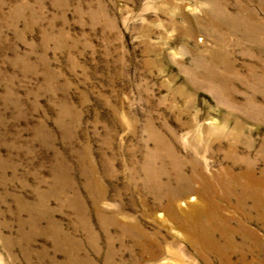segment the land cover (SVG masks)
I'll list each match as a JSON object with an SVG mask.
<instances>
[{
	"label": "rangeland",
	"instance_id": "1",
	"mask_svg": "<svg viewBox=\"0 0 264 264\" xmlns=\"http://www.w3.org/2000/svg\"><path fill=\"white\" fill-rule=\"evenodd\" d=\"M260 21L264 0H0V264H220L165 207L178 172L264 178Z\"/></svg>",
	"mask_w": 264,
	"mask_h": 264
},
{
	"label": "bare ground",
	"instance_id": "2",
	"mask_svg": "<svg viewBox=\"0 0 264 264\" xmlns=\"http://www.w3.org/2000/svg\"><path fill=\"white\" fill-rule=\"evenodd\" d=\"M243 11L247 8L241 7ZM243 19L251 17V14L241 15ZM264 23L256 26L255 34L252 37L262 35ZM264 78H261L263 80ZM153 169L148 173V184L160 187ZM191 174L181 175L178 172L177 180L181 184L180 192H171L168 196L165 212L173 224L177 225L187 236L189 246L193 249L198 258L208 260L215 257L220 264H261L264 262V243L260 237L242 222H248L250 218L260 222L264 226V178L255 175L252 169H244L241 172L232 174L229 169L228 179L223 181V177H217L211 181L198 170L192 169ZM166 183L168 181L166 180ZM197 184L196 187L193 185ZM152 185V184H151ZM164 188H168L167 185ZM193 192L199 201L198 204L188 205L185 211L175 205L179 196H186ZM220 192L224 198L220 201L217 193ZM233 194L236 198V205L242 210V220L236 219L233 215H225L221 210V202L228 203L229 196ZM219 200V201H218ZM228 213V212H227ZM231 221L236 222V227H232ZM126 232L136 231L138 235V245L142 251L154 257L160 250L151 247L154 245L150 238L140 232L134 226L126 224L121 226ZM237 234L238 240L235 239ZM158 252V253H157ZM235 259V260H234Z\"/></svg>",
	"mask_w": 264,
	"mask_h": 264
}]
</instances>
